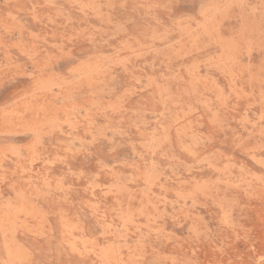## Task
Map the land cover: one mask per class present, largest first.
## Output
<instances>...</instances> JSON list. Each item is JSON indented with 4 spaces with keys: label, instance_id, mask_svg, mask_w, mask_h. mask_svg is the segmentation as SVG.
I'll use <instances>...</instances> for the list:
<instances>
[{
    "label": "rangeland",
    "instance_id": "rangeland-1",
    "mask_svg": "<svg viewBox=\"0 0 264 264\" xmlns=\"http://www.w3.org/2000/svg\"><path fill=\"white\" fill-rule=\"evenodd\" d=\"M0 264H264V0H0Z\"/></svg>",
    "mask_w": 264,
    "mask_h": 264
}]
</instances>
